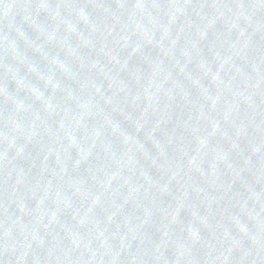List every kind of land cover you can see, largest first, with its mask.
I'll return each instance as SVG.
<instances>
[{"label": "water", "instance_id": "water-1", "mask_svg": "<svg viewBox=\"0 0 264 264\" xmlns=\"http://www.w3.org/2000/svg\"><path fill=\"white\" fill-rule=\"evenodd\" d=\"M0 264H264V0H0Z\"/></svg>", "mask_w": 264, "mask_h": 264}]
</instances>
